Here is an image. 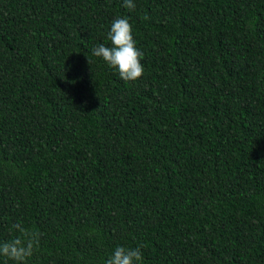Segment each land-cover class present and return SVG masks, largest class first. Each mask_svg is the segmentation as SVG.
I'll use <instances>...</instances> for the list:
<instances>
[{
	"label": "trees",
	"instance_id": "trees-1",
	"mask_svg": "<svg viewBox=\"0 0 264 264\" xmlns=\"http://www.w3.org/2000/svg\"><path fill=\"white\" fill-rule=\"evenodd\" d=\"M134 2L0 0V241L38 232L27 264H264V0ZM121 16L134 82L92 54Z\"/></svg>",
	"mask_w": 264,
	"mask_h": 264
},
{
	"label": "clouds",
	"instance_id": "clouds-1",
	"mask_svg": "<svg viewBox=\"0 0 264 264\" xmlns=\"http://www.w3.org/2000/svg\"><path fill=\"white\" fill-rule=\"evenodd\" d=\"M123 7L134 10V0H123ZM147 19V17H144ZM110 46L101 43L92 50V54L100 57L110 67L117 70L119 77L125 82H134L144 74L141 63L143 52L137 47L133 37L132 24L127 16L115 18L107 33ZM18 234L11 240L0 241V257L12 261L13 264H27L39 244L40 234L25 227L22 223L12 225ZM142 245L132 248L117 246L104 264H141L143 260Z\"/></svg>",
	"mask_w": 264,
	"mask_h": 264
}]
</instances>
